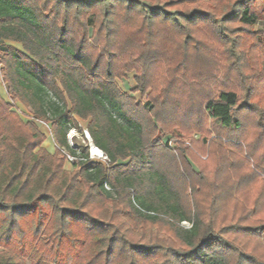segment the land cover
<instances>
[{
	"label": "trees",
	"instance_id": "obj_1",
	"mask_svg": "<svg viewBox=\"0 0 264 264\" xmlns=\"http://www.w3.org/2000/svg\"><path fill=\"white\" fill-rule=\"evenodd\" d=\"M113 1L124 13L114 14L104 0H46L43 7L37 0H0L2 82L34 120L50 123L57 145L56 155L35 152L41 135L34 123L24 122L0 97V213L14 203V214L38 216L35 237L23 242L35 252L44 247V220L54 223L56 216L63 231L46 239L68 264L167 261L156 239L137 246L121 238L116 217L107 218L96 206L106 203L128 208L135 224L160 225L172 233L184 251L173 247L170 261L159 264H264L253 256L252 245L248 253L247 245L224 242L215 231L227 221L258 218L254 226L236 229L264 244V106L259 103L264 73L252 76L258 54L242 49L240 39L228 40L231 23L251 26L258 20L256 0H224L184 12L171 10L177 4L170 2L160 9L137 0ZM101 9L107 21L97 27ZM133 69V91L152 88L153 99H162L146 112L118 85ZM237 105L242 117L235 113ZM202 113L220 131L209 142L210 161L195 171L185 147L176 152L169 138L162 145L155 134L167 123L185 128ZM77 119L86 122L104 163L68 144L70 129L82 131ZM26 126L32 128L29 136L22 133ZM62 150L75 159L73 173L57 162ZM0 264L18 263L0 258Z\"/></svg>",
	"mask_w": 264,
	"mask_h": 264
},
{
	"label": "rangeland",
	"instance_id": "obj_2",
	"mask_svg": "<svg viewBox=\"0 0 264 264\" xmlns=\"http://www.w3.org/2000/svg\"><path fill=\"white\" fill-rule=\"evenodd\" d=\"M37 1L39 3V7H43L44 2H46V0H37ZM76 1H83V0H65V3H72ZM104 1L107 2L105 3V5H107L106 7L112 9L111 11L114 14L123 12L122 10L123 7L121 6V3H119L118 1H113V0H104ZM137 1L139 3L140 2L144 3L146 6L158 7L160 9L162 8V6L166 4V2L167 3L170 2L172 4H177V7L171 10L184 12V11H190L195 7H206V5L210 7L212 6L215 7L219 2L224 0H137ZM254 7L258 13V20L251 23V26L243 25L238 21L231 23L229 28L232 31L229 33L228 40L230 41L232 40L233 42L236 40L239 41L240 39L242 41V49L245 48L246 51L253 50L251 54L253 52L255 54L256 53L258 54L257 57L255 55V59L252 64L253 65L252 68H255V70L252 71V73L255 75L252 76L258 77L261 75V73H264V0H256L254 3ZM102 9L96 11L97 12L96 14H98L97 25H96L97 27L98 26L103 27L104 22L107 21L103 19L102 16H100V12L102 11ZM72 13H71V17L73 18ZM177 14L179 15L180 13ZM94 16H91L92 20L94 19ZM216 17L220 19L221 15L220 16L216 15ZM88 38H87L88 44L93 43L92 39L91 38L88 39ZM7 43L21 50V46L19 44L13 42H7ZM182 62H187V61L183 59ZM0 70H1V65H0ZM136 73L137 71L134 69L129 71L126 74L125 78L118 80V85L120 86L123 92L127 93L128 96L132 97V101L135 102V104L138 105L140 109L146 112V110L150 107L151 104H153V102L156 103V105L158 106L159 103H161L162 99L161 96L159 95L156 100L153 99V95L155 94L152 88H150L147 92L145 91L143 94L139 92H134L133 89L135 88V84L133 78ZM246 80L247 83L250 82L249 81L250 78L246 77ZM212 96L215 97L216 95L215 96L212 95ZM259 98H260L259 103L264 106V95L261 94ZM4 100L6 103H8L11 106V110L14 111L18 116H20V118L24 122L29 121L34 123V127L36 131L41 135V137H39V141H40L38 143L39 145L34 151L38 152L40 149H44L48 154L56 155L57 145L53 138L50 123L34 120L31 115V110L29 108L24 107L19 102L12 100L11 97L8 95V93H7V97H5ZM236 108L238 109H235V113H237V115L242 117V114L240 113V106L238 107L237 105ZM166 119H168V117H166ZM77 122L79 124V127L82 129V131H78L74 128L70 129L67 133L68 144L70 145V147L74 149L86 152L88 154V159L90 161L104 163L105 162L104 159L93 154L92 146L94 145L92 144L90 139H86L87 137L86 135L87 132L85 130L86 122L80 119H77ZM178 124L169 125L167 123V125L165 126L159 125L157 128V132L155 134V136L157 137L156 141L162 144L164 143L166 138H169L167 144L170 148H172L176 152L178 148H180L181 146L185 147L186 149L185 148L184 149L188 157L191 158L192 162L194 163L195 171L197 168L199 170L200 168H202L201 165L203 163L205 164L210 161V158L208 157L209 156L208 149L210 147L209 142L213 141V139L219 136L218 132L220 131V128L218 127L215 121H213L208 117L207 114L202 115L200 119L196 120L192 124H188L186 127L185 125H183L185 128H183L181 125ZM22 133L24 135L27 134V136L31 135L32 133L31 126L30 128L28 126L24 127L22 129ZM226 141H228L227 138L224 139L223 143ZM201 142L204 143L203 146L201 145L202 144ZM199 145H201L202 150H199L198 148ZM242 146L244 147L243 144ZM243 153L244 156L249 159V157L245 153V150L243 151ZM57 162H59L61 169L63 171L69 173H73L75 171L73 167V163L75 162V159L71 157L69 154L65 153L63 150L61 154L57 156ZM202 192L203 193L198 195L199 197H201L204 194V190ZM191 195H192L191 192H189L188 196L190 197L189 198L190 200H192ZM91 200L92 197L88 196V201ZM13 205L14 203L11 205L8 204L7 205V208H9L8 211L0 213V258H2L3 260H14L18 264H68L67 263L68 261L62 259L61 251L58 255H54V252H52L53 245L50 244L46 239V237H49L50 235L52 236L56 231H63L60 228L62 224H60L57 217L54 216L55 218L54 223L52 221V218L44 220L43 225L47 228L48 232L43 233L45 231H43L42 229L40 230L41 231L40 235H42L41 238L44 240V245L41 243V245L44 246L43 249L37 252H35V249H30L28 251V249L24 245L25 241H27V238L31 239L32 236L35 237L34 234L39 229L38 223L40 221L37 219L38 217L37 215L32 218H25V217H20L21 216L20 211H17L16 214H14L10 209V207H12ZM96 206L103 212L104 215L106 214L107 218H109L110 216L116 217L115 221L113 222L115 223V226L119 231L118 233L121 236V238L125 240H129V244H131L130 242H132L133 245L145 246L149 238L156 239V243H161L162 247H164V252L162 253V255H166L167 261L156 258L154 260L155 263L159 264L162 261L164 262L170 261L169 258V256L171 255L170 250L173 247L179 251H182L181 247H179V245L174 241L172 233H170L166 227L160 225H155V226L145 225V224L139 225V224H135L134 222H131L128 219V215H129L128 208H126L125 206L119 203L116 204L106 203L105 205L103 204ZM46 211L50 212V210H46ZM231 213L232 212H230V214ZM257 219L258 218L251 219V221H254L253 223H256ZM232 223H233L232 221H227L224 226L216 225L215 227L216 233L220 236L221 239H223L224 242H229L234 246L242 247V245H247L246 249L248 250L246 251L248 253L250 252L249 245H252L255 248V250L253 249L254 252L253 256H255L261 262H264V244H262L259 241L256 242L252 241L253 238H249L247 235L239 233L236 229V228H241L242 226L245 227L249 225L254 226L253 223L251 222L248 223L241 222L236 224H232ZM182 225L185 228L190 227V224L187 222L182 223ZM109 232L110 231H108V233ZM59 255H61V258Z\"/></svg>",
	"mask_w": 264,
	"mask_h": 264
},
{
	"label": "crops",
	"instance_id": "obj_3",
	"mask_svg": "<svg viewBox=\"0 0 264 264\" xmlns=\"http://www.w3.org/2000/svg\"><path fill=\"white\" fill-rule=\"evenodd\" d=\"M0 97L3 99L7 97V91H6L5 85L2 82L1 78H0Z\"/></svg>",
	"mask_w": 264,
	"mask_h": 264
},
{
	"label": "bare ground",
	"instance_id": "obj_4",
	"mask_svg": "<svg viewBox=\"0 0 264 264\" xmlns=\"http://www.w3.org/2000/svg\"><path fill=\"white\" fill-rule=\"evenodd\" d=\"M92 152L96 156H100L101 154V151H99V149L95 148L94 146H92Z\"/></svg>",
	"mask_w": 264,
	"mask_h": 264
},
{
	"label": "built area",
	"instance_id": "obj_5",
	"mask_svg": "<svg viewBox=\"0 0 264 264\" xmlns=\"http://www.w3.org/2000/svg\"><path fill=\"white\" fill-rule=\"evenodd\" d=\"M98 157H101L102 159L106 160V157H105V155L103 153H101L100 156H98Z\"/></svg>",
	"mask_w": 264,
	"mask_h": 264
},
{
	"label": "water",
	"instance_id": "obj_6",
	"mask_svg": "<svg viewBox=\"0 0 264 264\" xmlns=\"http://www.w3.org/2000/svg\"><path fill=\"white\" fill-rule=\"evenodd\" d=\"M86 135H87L86 139H88V138L90 139V137H89L88 133H87ZM94 147H95V146H94ZM95 148H96V147H95ZM99 151H100V150H99ZM101 153H102V152H101Z\"/></svg>",
	"mask_w": 264,
	"mask_h": 264
}]
</instances>
